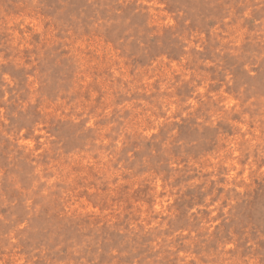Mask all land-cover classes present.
Returning a JSON list of instances; mask_svg holds the SVG:
<instances>
[{"label": "rangeland", "instance_id": "374dc122", "mask_svg": "<svg viewBox=\"0 0 264 264\" xmlns=\"http://www.w3.org/2000/svg\"><path fill=\"white\" fill-rule=\"evenodd\" d=\"M0 264H264V0H0Z\"/></svg>", "mask_w": 264, "mask_h": 264}]
</instances>
